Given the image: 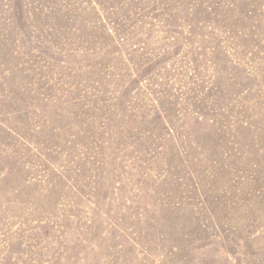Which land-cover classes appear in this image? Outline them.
<instances>
[{"label":"rangeland","instance_id":"rangeland-1","mask_svg":"<svg viewBox=\"0 0 264 264\" xmlns=\"http://www.w3.org/2000/svg\"><path fill=\"white\" fill-rule=\"evenodd\" d=\"M0 264H264V0H0Z\"/></svg>","mask_w":264,"mask_h":264}]
</instances>
